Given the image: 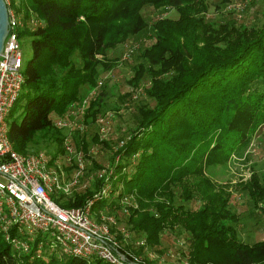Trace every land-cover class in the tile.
<instances>
[{"label":"trees","instance_id":"obj_1","mask_svg":"<svg viewBox=\"0 0 264 264\" xmlns=\"http://www.w3.org/2000/svg\"><path fill=\"white\" fill-rule=\"evenodd\" d=\"M147 3L171 6L178 16L148 24L141 10ZM10 6L23 14L19 38L31 37L24 82L7 115L21 107L20 120H7L13 147L27 152L42 131L57 142L49 152L62 151L64 133L53 116L63 115L81 98L82 87L94 88L100 73L117 65L107 49L148 26L154 39L140 49L127 82L136 89L148 76L144 91L153 103L136 106L137 123L114 151L119 157L110 181L114 190L119 183L121 188L113 197L97 198L92 210L106 208L120 219L121 197L131 193L138 206L129 208L127 222L145 232L146 245L157 247L162 229L178 225L188 233L186 264H264V239L250 243L238 236L231 181H217L207 171L233 156L246 158L264 125V6L261 22L250 26L231 18L206 19L207 0H10ZM32 16L41 21L35 27L29 26ZM104 86L89 99L85 122L100 113ZM73 143L87 158L85 137ZM98 165L91 160L82 178ZM101 181L96 176L89 180L92 186L55 199L81 205ZM236 185L264 212L263 174L252 170ZM189 199L198 204L186 206ZM0 264L114 263L46 250L31 257L12 248L0 232Z\"/></svg>","mask_w":264,"mask_h":264},{"label":"built area","instance_id":"obj_2","mask_svg":"<svg viewBox=\"0 0 264 264\" xmlns=\"http://www.w3.org/2000/svg\"><path fill=\"white\" fill-rule=\"evenodd\" d=\"M8 11V32L0 52V232L11 247L33 256L44 250L76 255L83 258H100L114 264H139L142 255L125 247L129 233L122 231V240L113 231L118 222L113 213L99 209L92 213L97 198L115 196L110 175L113 167L98 170L100 186L81 205H60L55 197L58 191L67 193L78 186H87L82 180L87 162L85 153L75 147L70 132L62 137V151L55 154L45 150L21 152L16 150L8 136L7 115L14 105L24 82L23 55L18 31L24 24L21 14L5 0ZM101 81H97V84ZM95 88L89 91L93 95ZM89 95L78 101L84 113ZM74 105V102L70 105ZM70 111L53 121L61 127L72 126ZM102 117H99V119ZM119 155H116V159ZM51 160V161H50ZM64 160L63 162H61ZM65 164V166L63 165ZM70 167V169L68 168ZM94 178V177H93ZM90 177V179H93ZM123 195L121 202L129 203ZM130 204V203H129ZM127 211V209L125 208ZM144 244V239L136 241ZM184 243V239L180 240ZM186 247V245H184ZM127 250V251H125ZM132 254H130V253ZM150 258L162 261L164 255L147 253ZM141 255V256H140ZM157 255V257H156ZM180 264H186V258Z\"/></svg>","mask_w":264,"mask_h":264},{"label":"rangeland","instance_id":"obj_3","mask_svg":"<svg viewBox=\"0 0 264 264\" xmlns=\"http://www.w3.org/2000/svg\"><path fill=\"white\" fill-rule=\"evenodd\" d=\"M14 2L17 3L18 0H14ZM207 3L208 8L204 15L208 20L224 22L231 18L235 20L236 23H244L250 26L259 24L262 19L261 10L264 6V0H207ZM12 7L16 9L14 6ZM141 10L148 24L158 17L176 18L178 16L177 10L168 5L155 7L147 3L143 5ZM19 13L23 19L22 12ZM40 22V20L32 16L31 19H29V26L35 27ZM30 38L31 37L26 34L20 38L23 67L31 55ZM153 39L154 33L147 26L140 32L130 35L125 41L107 49L106 55L109 57H117L118 63L108 71H102L97 79V81L100 80L101 82L96 84L94 87L95 90L102 84H105V93L103 95L104 105L100 113L97 114L91 122H85L83 112H81L78 107V101H80L83 96L89 95V91L93 88L86 90L85 86L82 87L81 98L67 109L70 111L69 119L72 126L61 127L63 133L70 132L73 140L74 138L76 139L84 136L89 143L86 154V156H88L86 158L87 166L89 167L93 159H95L99 165L90 168V174L88 172L86 174L87 178H82L81 182L87 181V186H78L76 189L70 190L67 193L59 190L57 194L58 197L60 194H63L65 197L72 196L74 190L79 191L92 186V183H89L90 177H96L98 170L102 168H112L114 164H116L115 149L128 138L131 128L137 123L136 106L140 103H153L152 98L144 91V86L149 83L148 76L139 82L136 89H133L127 82V79L133 73V65L140 61V49L149 44ZM91 97L92 95L90 94L89 98ZM20 112L21 107L17 108L12 115L7 116V120L11 118L20 120ZM63 115L53 116V121ZM99 117L102 118L99 119ZM41 133L42 131H37L35 133V142L29 145L27 152L40 149L49 152L51 148L57 145V142L49 135L44 136L41 135ZM93 135H96V139L92 141ZM105 141H108V143H105ZM245 157L246 158H244V156H233L227 163L212 165L207 168V171L217 181H231V207L236 210L239 218L235 224L238 236L243 241L251 243L261 238L264 239V212L261 211L259 207L253 205L247 192L243 190L241 186H237L236 183L247 179L252 170L264 175V125H262L254 135L250 145L246 149ZM63 161L64 160L61 162ZM63 165L65 166L64 163ZM68 168L70 169V167ZM115 188L120 189L121 183ZM174 191L177 195L176 201H179V187L175 186ZM128 196L130 204L126 202L127 204L124 205L123 211L119 213L120 219H117L118 222L113 229L121 241H123L121 238L122 231L129 233L130 240L129 242L125 241V247L133 253L136 252L142 255V262L139 264H180L182 259L186 258L188 252V233L178 225L172 227L166 226L160 232V240L157 247H151L144 242V244H141L144 247L140 251L139 247L141 245L136 241L139 239H144L145 241V232L132 228L131 224L127 222L130 216L129 208H136V206H138L136 198L131 193L128 194ZM55 200L57 201V199ZM185 204L186 206L194 207L198 204V200L189 199L185 201ZM103 212H107V214L113 213L107 209ZM92 213L95 217L98 216V210L94 209ZM181 239H184V243H180ZM184 245H186V247ZM148 252L164 255V258L162 261L157 260V258H150L147 254Z\"/></svg>","mask_w":264,"mask_h":264},{"label":"water","instance_id":"obj_4","mask_svg":"<svg viewBox=\"0 0 264 264\" xmlns=\"http://www.w3.org/2000/svg\"><path fill=\"white\" fill-rule=\"evenodd\" d=\"M8 32V11L5 0H0V52Z\"/></svg>","mask_w":264,"mask_h":264}]
</instances>
